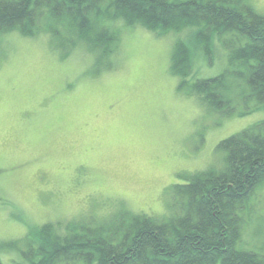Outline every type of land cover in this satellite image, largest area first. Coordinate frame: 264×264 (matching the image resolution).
<instances>
[{"label": "rangeland", "instance_id": "obj_1", "mask_svg": "<svg viewBox=\"0 0 264 264\" xmlns=\"http://www.w3.org/2000/svg\"><path fill=\"white\" fill-rule=\"evenodd\" d=\"M251 1L264 13V0ZM110 26L120 31L119 48L113 67L98 72L84 45L63 56L48 34L0 35V240L124 207L162 215L169 187L223 167L217 144L264 119V109L223 118L178 88L173 46L177 39L191 44L190 29L158 36L140 23ZM196 58L194 78L228 65L220 46L212 62L200 51ZM244 214L238 247L260 251L264 185ZM18 253L4 249L0 259L13 264Z\"/></svg>", "mask_w": 264, "mask_h": 264}, {"label": "trees", "instance_id": "obj_2", "mask_svg": "<svg viewBox=\"0 0 264 264\" xmlns=\"http://www.w3.org/2000/svg\"><path fill=\"white\" fill-rule=\"evenodd\" d=\"M119 20L158 36L190 29L191 44L174 43L171 71L209 111L227 118L264 109V13L251 0H0V35L48 34L63 56L84 45L97 72L113 67L121 34L110 25ZM215 46L227 52V67L194 78L196 53L212 62ZM216 151L224 166L169 187L162 215L124 207L99 222L48 221L22 240H0V251L18 250L13 264H264V246L238 247L249 201L264 185V119Z\"/></svg>", "mask_w": 264, "mask_h": 264}]
</instances>
